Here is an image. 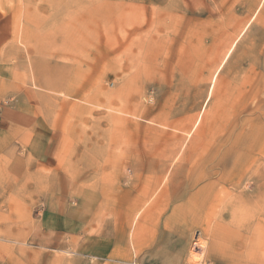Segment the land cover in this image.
I'll list each match as a JSON object with an SVG mask.
<instances>
[{
    "label": "rangeland",
    "instance_id": "1",
    "mask_svg": "<svg viewBox=\"0 0 264 264\" xmlns=\"http://www.w3.org/2000/svg\"><path fill=\"white\" fill-rule=\"evenodd\" d=\"M0 2V264L66 209L113 224L115 264H264V0Z\"/></svg>",
    "mask_w": 264,
    "mask_h": 264
},
{
    "label": "crops",
    "instance_id": "2",
    "mask_svg": "<svg viewBox=\"0 0 264 264\" xmlns=\"http://www.w3.org/2000/svg\"><path fill=\"white\" fill-rule=\"evenodd\" d=\"M11 34V15L5 11V8L1 6L0 2V53L11 38ZM1 68L2 71L5 70L4 67ZM9 80L8 76L6 77L0 74V95L4 94L6 84ZM0 121L2 124V128H0L1 135L12 137L14 134L17 135L22 133L18 125L22 124L23 119L21 122L20 113L17 109L13 110L4 107L1 111ZM2 140L3 139L0 138V147H2ZM67 211L70 210L66 209L63 212V227L57 225L58 223H54L60 220V217H57L58 215L55 214L49 218L47 217L48 225L52 227H46L40 236L38 241L39 251L37 252L34 264H51L55 258L54 252H60L61 249L69 250L68 253L78 254L82 264H87V260L115 264V257L120 255V253L118 251L113 224H107L102 228L101 225L93 224L92 222L89 223L90 220H86V222L82 221L80 225H76V223H74L75 221H73V215L70 213L68 216ZM125 238H128L127 232ZM134 246L132 247V242L128 238V241L125 242V246H123L127 248L124 255H129V258H134Z\"/></svg>",
    "mask_w": 264,
    "mask_h": 264
},
{
    "label": "bare ground",
    "instance_id": "3",
    "mask_svg": "<svg viewBox=\"0 0 264 264\" xmlns=\"http://www.w3.org/2000/svg\"><path fill=\"white\" fill-rule=\"evenodd\" d=\"M191 252H192V251H191ZM191 252H190V253H191ZM198 252H199V251H198ZM198 252H196V251L192 252V253H193L192 256L195 257L196 259L199 258V256H200V254H199ZM191 261H192V260H191ZM197 263H198V262H197ZM201 264H208V263H201Z\"/></svg>",
    "mask_w": 264,
    "mask_h": 264
}]
</instances>
